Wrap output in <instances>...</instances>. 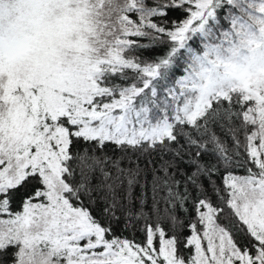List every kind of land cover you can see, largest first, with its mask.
<instances>
[{
    "label": "snow or ice",
    "instance_id": "1",
    "mask_svg": "<svg viewBox=\"0 0 264 264\" xmlns=\"http://www.w3.org/2000/svg\"><path fill=\"white\" fill-rule=\"evenodd\" d=\"M0 264H264V0H0Z\"/></svg>",
    "mask_w": 264,
    "mask_h": 264
},
{
    "label": "trees",
    "instance_id": "2",
    "mask_svg": "<svg viewBox=\"0 0 264 264\" xmlns=\"http://www.w3.org/2000/svg\"><path fill=\"white\" fill-rule=\"evenodd\" d=\"M139 238V237H138Z\"/></svg>",
    "mask_w": 264,
    "mask_h": 264
}]
</instances>
